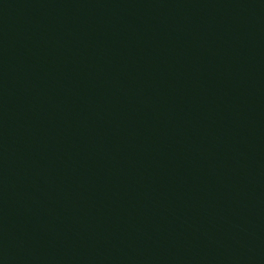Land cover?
I'll return each instance as SVG.
<instances>
[{
	"label": "water",
	"instance_id": "water-1",
	"mask_svg": "<svg viewBox=\"0 0 264 264\" xmlns=\"http://www.w3.org/2000/svg\"><path fill=\"white\" fill-rule=\"evenodd\" d=\"M0 264H264V0H0Z\"/></svg>",
	"mask_w": 264,
	"mask_h": 264
}]
</instances>
